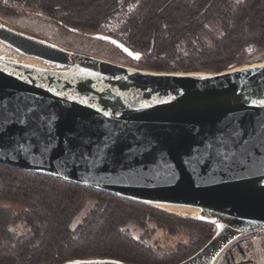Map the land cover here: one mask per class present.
Returning a JSON list of instances; mask_svg holds the SVG:
<instances>
[{
	"label": "water",
	"instance_id": "water-1",
	"mask_svg": "<svg viewBox=\"0 0 264 264\" xmlns=\"http://www.w3.org/2000/svg\"><path fill=\"white\" fill-rule=\"evenodd\" d=\"M88 37L140 58L113 37ZM0 43L60 67L0 62V165L198 209L195 218L215 230L177 264H213L233 239L264 227V63L219 73L131 69L4 25Z\"/></svg>",
	"mask_w": 264,
	"mask_h": 264
},
{
	"label": "trees",
	"instance_id": "trees-1",
	"mask_svg": "<svg viewBox=\"0 0 264 264\" xmlns=\"http://www.w3.org/2000/svg\"><path fill=\"white\" fill-rule=\"evenodd\" d=\"M167 2L0 0V13L36 16L65 32L88 36L121 6L132 5L122 42L140 53L141 70L219 73L264 57V0ZM92 195L93 207L75 222ZM120 200L145 211L129 214ZM164 218L174 223L168 225ZM125 221L142 230L152 222L177 240L165 244V238H135L123 227ZM210 228L199 218L0 165V264H177L210 239Z\"/></svg>",
	"mask_w": 264,
	"mask_h": 264
},
{
	"label": "rangeland",
	"instance_id": "rangeland-1",
	"mask_svg": "<svg viewBox=\"0 0 264 264\" xmlns=\"http://www.w3.org/2000/svg\"><path fill=\"white\" fill-rule=\"evenodd\" d=\"M239 1V0H237ZM134 6L132 5H126L124 7H120L119 10L114 14L111 18H120L118 19L119 22L115 23L116 30L120 33L121 39L119 40L122 42L123 39V20H125V16L128 14V12L133 9ZM110 18V19H111ZM109 19V20H110ZM122 21V22H121ZM107 22V21H106ZM105 23V22H104ZM103 24V23H102ZM100 24V25H102ZM0 25L7 26L9 28H12L16 31L35 36L37 38H41L47 42H50L58 47H61L63 49H66L68 51L88 55L94 58H98L104 61H108L110 63H114L123 67L131 68V69H140L138 67V61L131 60L124 56L122 53H120L117 49L112 47L109 44H106L104 42L92 39L86 35H79L75 32H65L61 29H59L57 26H55L53 23L44 20L42 18L36 17V16H24L22 14L19 15H13V14H2L0 13ZM99 25V26H100ZM93 34H102L100 30L98 29V26L94 30ZM105 35V34H103ZM112 37L111 35H107ZM114 38V37H113ZM123 43V42H122ZM5 61H17L22 63H28V64H39L46 69H48V66H51L52 69H58L60 67H57L55 65H49L41 60L35 59L33 57H28L21 55L14 50L6 47L2 43H0V62ZM24 61V62H23ZM28 61V62H27ZM264 63V57L259 59H254L250 64H260ZM247 66V65H245ZM149 71V70H148ZM155 72V71H152ZM160 73H183V72H160ZM197 73H211L210 71H199ZM94 195H92V199L88 201L85 205V207L79 212V214L75 218V222H78L84 215H86L91 208L94 205ZM120 205L124 207V209H128L127 212L129 214H140L142 211H145L144 208H141L140 206H135L132 203H128V201L120 200ZM155 208H158L154 205H151ZM160 209V208H158ZM163 210V209H161ZM165 211V210H163ZM167 213H171L168 211H165ZM151 214H153L151 212ZM172 214V213H171ZM186 216V215H185ZM190 216V215H188ZM193 217H197L193 216ZM166 220V224H173L174 221L169 220L167 218H164ZM168 224V225H169ZM125 229L129 230L131 235L135 238H138L140 236H148V242L155 240L157 237L162 242L165 240V244H172L174 241L177 240L174 236L168 237L164 235L158 228H155L154 224L152 222H148L146 224L145 230H142L140 227H137L135 224H133L130 221H125L124 226ZM165 238V239H164ZM33 252H36V250H32Z\"/></svg>",
	"mask_w": 264,
	"mask_h": 264
},
{
	"label": "built area",
	"instance_id": "built-area-1",
	"mask_svg": "<svg viewBox=\"0 0 264 264\" xmlns=\"http://www.w3.org/2000/svg\"><path fill=\"white\" fill-rule=\"evenodd\" d=\"M118 19L111 18L98 26V29L102 34L111 35L114 39L120 40L122 37L115 28V23L119 22ZM124 23L125 20H123ZM214 230L211 226L210 232L213 233ZM213 264H264V227L233 239L217 255Z\"/></svg>",
	"mask_w": 264,
	"mask_h": 264
},
{
	"label": "bare ground",
	"instance_id": "bare-ground-1",
	"mask_svg": "<svg viewBox=\"0 0 264 264\" xmlns=\"http://www.w3.org/2000/svg\"><path fill=\"white\" fill-rule=\"evenodd\" d=\"M5 62H7V61H5ZM8 62L14 63L16 65L26 66V67H29V68H32V69H36V70H40V71L46 70L45 67H43V66H41L39 64H28V63H22V62L20 63V62H17V61H8ZM255 65H258V64H253L252 66H255ZM78 75L79 76H88L90 74L85 72V71L78 70ZM155 206L160 208V209H163L165 211H168V212H171V213H175V214H178V215H181V216H185V215L196 216L198 211H199L198 209L191 208V207L170 206V205H161V204H156Z\"/></svg>",
	"mask_w": 264,
	"mask_h": 264
},
{
	"label": "snow or ice",
	"instance_id": "snow-or-ice-1",
	"mask_svg": "<svg viewBox=\"0 0 264 264\" xmlns=\"http://www.w3.org/2000/svg\"><path fill=\"white\" fill-rule=\"evenodd\" d=\"M125 51H127V49H125ZM129 55H131V53H129ZM134 58L138 59L139 57L136 56V57H134ZM261 104H262V106H264V102H261Z\"/></svg>",
	"mask_w": 264,
	"mask_h": 264
}]
</instances>
